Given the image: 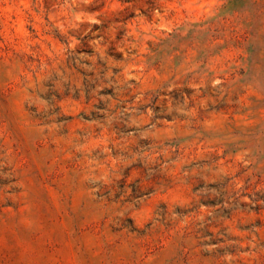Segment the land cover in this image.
<instances>
[{
    "label": "rangeland",
    "instance_id": "obj_1",
    "mask_svg": "<svg viewBox=\"0 0 264 264\" xmlns=\"http://www.w3.org/2000/svg\"><path fill=\"white\" fill-rule=\"evenodd\" d=\"M0 264H264V0H0Z\"/></svg>",
    "mask_w": 264,
    "mask_h": 264
}]
</instances>
